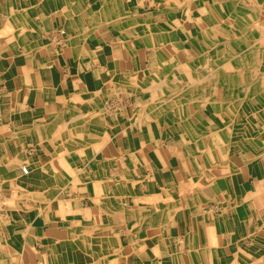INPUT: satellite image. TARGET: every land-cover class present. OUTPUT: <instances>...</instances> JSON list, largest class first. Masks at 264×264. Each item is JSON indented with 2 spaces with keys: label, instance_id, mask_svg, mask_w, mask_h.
<instances>
[{
  "label": "crops",
  "instance_id": "crops-1",
  "mask_svg": "<svg viewBox=\"0 0 264 264\" xmlns=\"http://www.w3.org/2000/svg\"><path fill=\"white\" fill-rule=\"evenodd\" d=\"M158 5L153 2L151 7ZM193 7L190 21L177 10L166 14L165 22L163 15H156L155 23L159 21L165 29L162 32L154 26L153 34L147 36L143 25L133 30L136 13L130 15L133 9L126 10L122 0H0V182L8 183L11 198L17 197L3 209L12 211L0 215V264H264V139L259 145L251 137L244 142L242 134L239 139L223 111L218 114L226 126L221 134H234L236 141L216 142L211 122L217 119L211 106L203 129V124L195 122L198 116H192L196 109L181 121L184 111L177 104L175 125L166 120L133 122L127 127L131 129L129 143L116 128L111 132L115 138L101 154L87 155V146H96L97 141L86 135L101 133L92 128V120L104 125L105 85L122 84L120 77L151 75L162 51L169 58L198 51L196 24L203 32L206 25ZM127 15L130 18L123 19ZM87 22L93 23L91 28ZM59 26L64 27L55 30ZM151 40L158 43H148ZM218 42L211 34L212 48ZM211 69L216 70L215 66ZM222 72L221 78L214 72L218 84L211 80V86H229L230 92L222 95L217 88L211 90L220 94L213 103H240L241 118L234 123L252 124L247 121L249 115L263 113L258 104L264 103V96L259 95L264 79H249L255 83L249 84L245 75L240 79L243 84L235 86L224 80L231 73ZM214 73L211 78L215 79ZM157 79L154 83L161 82L162 76ZM208 102L212 103L209 98ZM260 128L259 138L264 136V127ZM68 135L79 138L61 149L70 151L65 163L77 167L85 161L84 168L76 176L60 173L39 181L64 182L63 197L52 201L37 186L25 192L27 200L21 192L25 200L19 202L16 191L24 190L19 174L26 176L23 167L30 168L25 142L32 141L29 145L41 156V152H55ZM235 148L261 150L262 154L234 161L231 152ZM50 152L45 160L34 163L33 173L39 163L51 162L55 153ZM211 156L224 160L217 176L211 171L215 163L211 164ZM121 182L133 190L129 196L133 202L126 211L120 208ZM139 195H143L144 208L137 206ZM152 195V199L157 197L155 204ZM121 223L126 227L121 229Z\"/></svg>",
  "mask_w": 264,
  "mask_h": 264
},
{
  "label": "rangeland",
  "instance_id": "rangeland-1",
  "mask_svg": "<svg viewBox=\"0 0 264 264\" xmlns=\"http://www.w3.org/2000/svg\"><path fill=\"white\" fill-rule=\"evenodd\" d=\"M237 1L238 0H223V1L221 0L220 1L221 6L218 7L217 11H219V12L216 15L222 14V15H226L228 17H234L235 21L233 20V22L237 25V27H240V28H242V27L245 28L246 26L247 27L245 28L244 32H242L243 30H239L240 28L236 27V29H235V31H237L236 33L238 34V40L237 41H239L238 42L239 46H232L229 44H225L223 42H218L217 43V49H218L217 51L222 52V50L224 48H226L227 53H228L227 54L228 59H235V60L231 61L232 62L231 64L236 63L237 61L239 62V60H242V59L245 60V61H241V63L238 66L236 65V67H234V69H233L234 71L232 72V74L238 76L239 79L240 78L242 79V77H244L245 75L250 74L252 77L251 79L253 81L262 80L260 78H262V76H264V52H263L264 49L262 50L263 45H261V44H259L258 48H256L257 46L256 47H254V46L256 44V35L257 34H259L260 36L264 35V33L263 34L260 33V32L264 31V1H262V0H255V1L247 0V2L251 6H247V5L245 6L244 5L245 1L243 2V0H239L238 5H234V3ZM153 2H156V4H159V5H163L164 2L165 3L169 2L170 4H172V5H169L170 10H168V12H167L169 14H170V12L171 13L174 12L176 9L177 10L179 9L180 14H182L184 17H188V15H190L191 13L193 14V12H191V10H192L191 5H193L191 0H122V3H124L126 10L129 7H131L133 9L132 12L133 11L134 12L132 14L130 13V15L134 16V13H137V14L140 13V18H142V16H143V19L145 20L144 23L147 25L151 24L149 22H146V20L148 18L147 17L148 14L150 12L149 10L152 8L151 4ZM260 4H262L263 7ZM218 5L219 4H217V6ZM165 6H166V4H165ZM162 7H163L162 10L166 11L168 9L164 6H162ZM171 10H173V11H171ZM247 12H248V14H247ZM195 14H196V16H200V13H198L197 11L195 12ZM130 15L129 16L127 15V17H123V19L124 18H126V19L130 18ZM92 24L93 23H91V22H87V24H85V25L87 26V28H91ZM126 24L127 23H125L124 25H126ZM60 27H64V26H59V28L57 27V28H55V30L60 29ZM140 27H142V26H140ZM207 27H209V26L206 25V28H204V29H205L206 33L210 34V31L207 29ZM239 32H242V33H239ZM246 34H247V37H245ZM243 35H245V36H243ZM239 37L241 38L240 40H239ZM207 38H208L209 44H211V37H207ZM205 41H207V40H205ZM197 47H198V49H197L198 51L195 52L197 56H193L191 53L186 52V51H185V56H184V52H183V55H181L182 53H180L177 56H175V55L172 56V58H170V60L168 62V70L159 69L160 64H156L152 67V69L150 71L151 75H154L155 72L159 71V74H161L162 77H163V74H168L171 76L172 86L164 87V89H163L164 91L162 89L157 90V89H155V87H151L150 89H146V88H148L147 86H151L154 83V79L151 77H150V82L148 81V79H149L148 76L144 77L142 79H139L137 76L136 77L125 76L123 78L120 77L119 80L124 79L122 81L123 82L122 84L120 82V85H112V87H108L106 85L104 86V89H103L104 100H103V104L101 103V105H102L101 113L103 114L101 116L102 120H103L102 123L104 122L103 127L100 126V125H102L100 123L101 122L100 120L99 121L98 120L97 121L92 120L93 121L92 122V128L95 129L96 131H100L104 135L102 137V139H99L98 141L99 142H106L107 141V143H103L105 145H103L101 147L102 149H105L104 147H107L109 145V143H111L112 139L115 138L114 134H111V132H113V130L116 128L121 129V130L125 128V134L127 133L129 138H130V134L128 132H130L131 129L128 130V128H129L130 124L133 123V121L134 122H138V121L149 122L152 120V123H155L154 122L155 120L157 122H159L160 120H162V121L166 120L171 126L175 125L176 117L174 115H175L176 111L179 110V108L175 109V106H177V103L180 104V105L178 104L179 106L183 107V111H184V116L182 115L181 121H186L187 119H189V118H187L188 115L191 112H193V111H190V113H186L187 112L186 108L190 106L189 101H186L187 98H189V100L194 99V98L198 99V100L201 99V101L196 102L195 107L197 108L196 109L197 113L193 112L192 116L197 115L199 120L197 119V120H195V122L199 123V124H203V125H201V128H203V129L207 128L206 123H207L208 119H207L206 115L208 114L209 110L211 111L212 105L209 104V102L205 101L206 99L204 98V96H205L206 92H207V96H208L207 100H208V98L211 99V90L214 91L217 88V90H220V92H221L220 94H222V93H225V91H227L226 93L230 92V87L228 86L226 88H223L219 85L211 86V80H214L215 84H218L217 80L223 76L224 72L218 71V70H212V69H211V71L208 70V68L205 67L206 66V62L204 59L205 54L202 51V46H201L200 42L197 44ZM221 47H223V48H221ZM229 48L231 49V51H229L230 50ZM179 56H180V58H178ZM182 56L184 57L183 59H182ZM258 66H262V68L259 71H257ZM211 68H214V65L212 63H211ZM215 68H216V65H215ZM237 68H239V69H237ZM246 69L249 71H247ZM170 72H171V74H170ZM210 72L212 74L214 72H216L217 74H220L219 78H216V77H215V79H214V77L211 78ZM203 74H205V75L203 76ZM173 78H174L175 82L173 81ZM195 78L197 80H199V79H201V80L203 79V80L202 81L200 80L201 82L200 81L194 82L195 83L194 84L192 81ZM204 79L206 80V82ZM157 80H159V79H157ZM151 82H153V83H151ZM248 82H249V84L252 83V81H250V80ZM197 84H199V85H197ZM252 84H255V83H252ZM153 85L155 86V83ZM190 87H191V89H190ZM261 89H263V91H262V93L260 92L259 95L262 97V95L264 96V83H263V87L261 86ZM231 92H233V93L235 92V89H233L232 86H231ZM203 93H205V94H203ZM151 94L152 95L154 94V95L152 96ZM229 95H226L225 97L229 98ZM154 96H156V98H157L156 102L152 101L153 100L152 97H154ZM202 98L205 100H203ZM258 105H259L258 108L260 106L263 107V113H261V111H258V113H256V114H252V115L250 114L249 118H247V121H250L254 125V126L252 125L253 126V129L251 130L252 133H249V134L251 135L252 140L254 142H257V144L259 145V142H261L264 139V136H261V138H259V135L257 133L259 131V127H261V128H262V126L264 127V103L260 102ZM210 106H211V109H209ZM202 107H203V109H202ZM180 109L182 110V108H180ZM259 110H260V108H259ZM214 116L215 115L212 114V117H214ZM203 117H206L205 120ZM214 118H216L217 121H219V123L223 126V117H221V116L218 117V115H216ZM188 122L191 123V120H188ZM96 124L97 125L100 124V125H98L99 126L98 128L94 127V125H96ZM190 125H192V123ZM188 126L189 125L187 123L186 127H188ZM134 134H136V132ZM250 135L249 136L247 135L246 137L244 136L242 138L243 141L245 139H247L250 142V139H251ZM257 137L260 139V141H256L255 138H257ZM63 138H64L63 142H61V145H58V147H56L55 152L46 151L45 153H47V154H45L44 152H41L42 153V154H40L41 156H38L39 152H37L35 150V148H33V146H31L32 145L31 143H33L32 141L25 142V145H24V147H25L24 155L26 154L25 160L27 161L26 164H28L30 166L32 172H33V170H36V168H37L34 163H37L40 160H45L47 158L49 152L51 154H52V152L55 153V155H53L55 157H53V156H52L53 158L50 157V160L53 159L54 162H58V158L60 156L63 159L60 158L59 160H62V161L65 160L66 152L70 153V151H69V149L67 151H62L63 152V154H62L61 149L63 148V146H65V147L71 146L72 144H71L70 140L79 138V135H68L67 137L65 136ZM226 138H228V140L232 141V142L237 140V138H235L234 134H232L231 136L226 135V137H225V135L221 134V135L217 136L216 142H221V143L225 142V141H227ZM29 144H31V145H29ZM48 144H50V147H51V143H48ZM236 148L232 149V152H231L232 156L235 157L233 159L234 161L240 160L241 156L246 159L247 157L248 158H256L257 156L262 154L261 150H254L253 149V150H248V151L243 152V151L238 150ZM95 150L96 149L94 147L89 146L88 151H87V155L88 156L91 155L89 157H92L95 153ZM204 153L207 154V152H204ZM60 154H62L63 156ZM83 155H86V154H83ZM86 157L84 158V160H86ZM223 161L224 160L218 159V158H216V160H215L214 157L211 156V164L215 162L211 166V171H213V172L215 171V174H214L215 176H217V174H218V172H216V171H223V168L221 167V164L223 163ZM65 162L66 161L62 162L64 164L62 167H60V170L62 171L61 175H66L68 178L71 176H76L77 172L79 170L83 169L85 166V164H84L85 161H83L82 166H79L80 164H78L77 167L67 165ZM88 165H89L88 168L91 169V164H88ZM96 168L97 167H95V171L98 173L99 170H98V168L97 169ZM207 168L209 169V167H207ZM106 173L107 172H105V174ZM99 174H100V172H99ZM19 175H20V179H21V185L23 187L31 186V188H32V187L39 186L40 187L39 191L42 193L45 192L46 197L48 199H52V201H53L55 196H59L62 198L64 195V191H65L64 182H59V181L51 182V183H49V182L48 183L47 182H43V183L35 182L36 183L35 184L32 181V178H31L32 175L31 176H28V175L23 176L22 174H19ZM193 175H195V174H193ZM101 176H103V175H101ZM107 176H108V174H107ZM0 179H1V177H0ZM106 180H108V177L106 178ZM0 185H2L1 188L3 189V194H6V196H8L6 199H7V201H9V198H10L9 194H13V191H9V185H8V183L4 182V180H3V183L0 182ZM66 185L70 186V182H68V184H66ZM136 185H138V183ZM192 185L195 186V184H192ZM192 185H191V187H192ZM27 188H29L27 190V192H30V187H27ZM130 188L132 190V187H130ZM34 190H35V188H34ZM131 190L127 186L123 185V187H122V183H121V196H122V198L120 199V205L121 206L124 205V207H125V204L129 205L130 202L131 203L133 202L132 198H129V196L132 195ZM16 192H18V196H19L18 201L20 202V200L23 199L20 195L22 191L19 189ZM49 192H50V194H48ZM139 196L140 197H138L137 201H136L137 206H139V207L141 206V208H144V206H145L144 202L145 201H144V198L142 197L143 195H139ZM6 199L4 198L3 200L0 201V203L3 201L0 204V212H2V210L5 207H8V206L10 207L13 204V202L8 203L6 201ZM10 200L12 201V199H10ZM13 201H15V199H13ZM157 206H159V204ZM125 208H121V210L126 211ZM10 211H12V210H3L1 216H7ZM141 217H142V215H141ZM122 218L123 217H121V219ZM109 221H111V218L109 219ZM122 227H126V225L124 223H122L121 229H123ZM122 231H125V229ZM120 233H123V232H120ZM124 234L128 235V232L127 233L124 232Z\"/></svg>",
  "mask_w": 264,
  "mask_h": 264
},
{
  "label": "bare ground",
  "instance_id": "bare-ground-1",
  "mask_svg": "<svg viewBox=\"0 0 264 264\" xmlns=\"http://www.w3.org/2000/svg\"><path fill=\"white\" fill-rule=\"evenodd\" d=\"M192 1V3H193V5H196V9L197 10H199L200 11V13L203 15V18H201L200 19V22L201 21H203L204 20V22H205V25H207V26H209V27H207V29L210 31V34H208V33H206V31L205 32H203V30H202V27L200 26V25H198V23L196 24V27H197V30H198V33H200V35H199V42H200V44H201V46H202V51L204 52V54H205V56H204V59H205V62H206V68H208V70H210L211 71V63H214V66L216 65V70H218V71H225L226 73H231L230 75H228V77H226V79H224L225 81H228L229 80V82H230V84H231V81H232V83H234L235 84V86H241L243 83L241 82V78L239 79V77L238 76H236V75H233L232 74V72L234 71L233 69H234V67H236V65L238 66L240 63H241V61H245L244 59H242V60H239V62L237 61L236 63H233V64H231L232 62L231 61H233V60H235V59H228V56H227V50H226V48H224L223 50H222V52H220V51H217L218 49H217V46H215V48H212V46H211V44H209V41H208V38L207 37H211V34H212V36L214 37V40L216 41V40H219L220 42H223V43H225V41L226 40H228L229 42H230V45H232V46H239L238 44V42L239 41H237L238 40V34L236 33L237 31H235V29H236V27H237V25L233 22V20L235 19L234 17H228V16H226V15H222V14H220V15H216V14H218V12L219 11H217L218 10V7L219 6H221V0L217 3V4H219L218 6H217V4L215 3V4H213L212 3V0H191ZM245 1V2H244ZM251 1H254V0H251ZM262 1H264V0H262ZM179 2V1H178ZM195 2V3H194ZM238 3H239V0L237 1ZM237 2H235V3H237ZM243 2L245 3H243L245 6L247 5V6H251L246 0H243ZM165 3V2H164ZM166 4V6L163 4V5H158L157 7H155V6H153L149 11V14H148V18H147V20H146V22H151L153 25H151V26H149V25H147V24H145L144 22H145V20L143 19V16H142V18H140V13H136L135 14V16L133 17V19L135 20L134 22H132L131 24H132V26H133V30H135V31H138L137 29L138 28H136L138 25L140 26V25H143V29L142 30H144V32L145 33H143L144 35H147V36H151L153 33L151 32V31H153V29H154V26H157V29L158 30H160V31H164V29H163V26L161 27L160 25H159V21H156L157 23H155V16L156 15H159V14H161V15H163V21L165 22V20H166V18H164L166 15L165 14H168L167 12H168V10H170V6L169 5H172V4H170L169 2H166L165 3ZM223 4V3H222ZM193 5H191L192 6V10H191V12H193V9H194V7H193ZM198 5V6H197ZM162 6H164V7H166V8H168L166 11L165 10H162ZM179 7V6H178ZM203 7V8H202ZM235 7V6H234ZM177 10V9H176ZM189 10V9H188ZM233 10V9H232ZM171 11H173V10H171ZM177 11H179V9L177 10ZM190 11V10H189ZM147 13V12H146ZM163 13V14H162ZM254 13V12H253ZM247 14H248V12H247ZM191 15V14H190ZM205 15V16H204ZM251 17V16H250ZM145 18V17H144ZM200 18V17H199ZM238 18V17H237ZM185 19H187L188 21H190L192 18L189 16V17H185ZM235 21V20H234ZM192 22V21H191ZM239 23V22H238ZM257 23V22H256ZM170 25V24H169ZM257 25V24H256ZM159 26V27H158ZM243 26V25H242ZM247 27V26H246ZM245 27V28H246ZM237 28H240V27H237ZM245 28H240L239 30H243L242 32H244L245 31ZM255 28V27H254ZM188 31V30H187ZM261 31V30H260ZM242 32H239V33H242ZM189 33H190V31H189ZM261 34H263L264 33V31L263 32H260ZM186 35H187V33H186ZM192 36V35H191ZM243 36H245V35H243ZM173 37V36H172ZM245 37H247V34H246V36ZM252 37V36H251ZM136 38V37H135ZM146 38H148V37H146ZM207 38V39H206ZM241 38L239 37V40H240ZM254 39V38H253ZM161 40V39H160ZM205 40H207V41H205ZM155 41H156V43H155ZM151 40V41H148V43H150V44H157L158 43V41L157 40ZM198 42V41H197ZM259 44H261V45H263V48H262V50L264 49V35L263 36H260L259 34H257L256 35V44H255V46L254 47H256V48H258V46H259ZM249 45V44H248ZM253 47V46H252ZM253 47V48H254ZM221 48H223V47H221ZM248 48V47H247ZM191 49V48H190ZM230 49V48H229ZM258 50V49H257ZM229 51H231V49L229 50ZM186 52H189V53H191L193 56H197L196 55V53H195V51H193V50H187ZM214 52V56H212L213 53ZM264 52V51H263ZM240 53V52H239ZM198 54V53H197ZM182 55H183V53H182ZM184 56H185V52H184ZM253 56V55H252ZM251 56V57H252ZM212 57V58H211ZM214 57V58H213ZM235 57V56H234ZM170 58H172V56L170 57ZM170 58L168 57V55L167 54H165L163 51L160 53V56H159V61H160V69H164V70H168V62H169V60H170ZM178 58H180V56L178 57ZM184 58V57H183ZM182 58V59H183ZM203 58V57H202ZM230 58V57H229ZM242 58V57H241ZM172 61V60H171ZM189 61V60H188ZM251 63V62H250ZM197 64V63H196ZM205 64V63H204ZM244 64V63H243ZM258 64V63H257ZM187 65V64H186ZM245 65V64H244ZM183 66V65H182ZM180 67V66H179ZM199 67V66H198ZM204 67V66H203ZM204 67V68H205ZM177 68V67H176ZM181 68V67H180ZM259 68H260V66H258V69H257V71H259ZM237 69H239V68H237ZM241 70V69H240ZM247 70V69H246ZM252 70V69H251ZM204 71V70H203ZM247 71H249V70H247ZM246 71V72H247ZM172 72V71H171ZM171 72H170V74H171ZM201 72V71H200ZM208 72V71H207ZM211 73V72H210ZM215 74V77L217 76V74L216 73H214ZM205 74H203V76H204ZM208 76V75H207ZM148 77H149V79H148V81L150 82V77L151 78H153L154 80L155 79H160V77H159V72H155L154 73V75H153V77H152V75H150V74H148ZM175 77V76H174ZM242 77V76H241ZM246 77V79H250L251 80V75H247V76H245ZM245 77H244V79H245ZM209 78V77H208ZM196 79V78H195ZM193 80L192 82L194 83V82H197V81H200L201 79H199V80ZM243 79V78H242ZM260 79H264V76H262V78H260ZM190 80V79H189ZM203 80V79H202ZM201 80V81H202ZM205 80V79H204ZM173 81H174V78H173ZM191 81V80H190ZM200 81V82H201ZM245 81V80H244ZM243 81V82H244ZM261 81V80H260ZM259 80L257 81V82H260ZM175 82V81H174ZM186 82V81H185ZM205 82H206V80H205ZM146 83V82H145ZM151 83H153V82H151ZM242 83V84H241ZM154 84V83H153ZM151 85V86H147L148 88H146V89H150L151 87H155V89H159V90H163L164 89V87H170V86H172V79H171V76L170 75H168V74H163V77H162V80H161V82H159V83H157V82H155V86L154 85ZM175 84V83H174ZM195 84V83H194ZM197 85H199V84H197ZM206 85V84H205ZM225 85V84H224ZM201 86V85H200ZM233 86V85H232ZM179 88V87H178ZM181 88V87H180ZM145 89V90H146ZM188 89V88H187ZM190 89H191V87H190ZM238 89H240L241 90V88L239 87ZM144 90V89H143ZM153 90V89H152ZM164 91V90H163ZM186 91V90H185ZM206 91V90H205ZM209 91V90H208ZM175 92V91H174ZM173 92V93H174ZM178 92V91H177ZM193 92V91H192ZM179 93V92H178ZM240 92L238 91L237 92V94H239ZM155 94V93H154ZM153 94V95H154ZM157 94V93H156ZM184 94V93H183ZM190 94V93H189ZM203 94H205V93H203ZM152 95V94H151ZM152 95V96H153ZM181 95V94H180ZM157 96V95H156ZM156 96H154V97H152L153 98V100L152 101H155L156 102ZM160 96V95H159ZM158 96V97H159ZM204 96V95H203ZM218 96V98H220V94L218 95V93L216 92V93H213V92H211V104H212V108H213V111H214V113H215V115H218L219 113H220V111H223L225 114H224V116L226 117V119H227V121L229 122V121H231V123H233V125L235 126L234 127V132H237L236 134L238 135V138L241 136V134L242 135H244L245 137L248 135H250L249 133L251 132V130L253 129V126H252V124H249V123H247V124H245V126L243 125V123H239L238 121H239V119L238 118H241V116L239 115V113L240 112H242V110L243 109H241V107H240V103L239 104H232V105H229V104H226L225 106H223V104L222 103H220V102H215V103H213L215 100H216V97ZM174 97V96H173ZM177 97V96H176ZM192 97V96H191ZM207 92H206V94H205V96H204V98L206 99H203V100H205L206 102H208V100H207ZM178 99V98H177ZM164 100V99H163ZM158 101V100H157ZM174 101V100H173ZM186 101H189V103H190V106L189 107H187L186 108V111H187V113H190V111H195V109H197L196 107H195V104H196V102L197 101H201V99H191V100H189V98H187L186 99ZM150 102V101H149ZM175 103V102H174ZM140 104V103H139ZM177 104H179V103H177ZM247 104H249V101H248V103ZM142 105V104H141ZM143 106V105H142ZM155 106V105H154ZM155 108V107H154ZM153 108V109H154ZM152 109V110H153ZM175 109H176V106H175ZM202 109H203V107H202ZM158 110V109H157ZM253 112H255V110L253 111ZM120 115V114H119ZM143 117V116H142ZM238 120L237 122H235L234 123V121L235 120ZM134 122V121H133ZM150 122V121H149ZM223 122H224V120H223ZM138 123L140 124L141 122L140 121H138ZM134 124H135V122H134ZM191 124V123H190ZM189 125V124H188ZM189 128H190V132L192 131V125H189L188 126ZM223 127H226L225 125H224V123H223V126L219 123L218 124V122L217 121H212L211 122V131H213V132H215V134L213 135V136H219V135H221V133H222V131H221V128H223ZM119 132V136H124V138H125V140H126V143H129V140H130V138H129V136H128V134L126 133L125 134V129H122L121 131H118ZM99 134V135H98ZM211 134V133H210ZM104 135L102 134V133H92V134H87L86 135V137L87 138H93L94 137V139L97 141V144H96V146L94 145H92V144H90L89 146L90 147H94L96 150H95V152H97L98 151V155L99 154H101L100 152V150L102 149L101 147L103 146V145H105V144H103V143H107V141L106 142H99L98 140L99 139H102V137H103ZM204 137H205V135H204ZM208 137H210V136H208ZM225 137H226V135H225ZM250 137H251V135H250ZM107 138V137H106ZM205 139V138H204ZM240 139V138H239ZM207 140V139H206ZM222 145H224V144H222ZM89 146H87V147H89ZM88 150V149H87ZM63 151V150H62ZM61 151V152H62ZM65 151V150H64ZM79 152V151H78ZM59 154V153H58ZM62 154H63V152H62ZM62 154H60V155H62ZM81 154V153H80ZM59 155V156H60ZM63 156V155H62ZM58 157V156H57ZM95 157H97V156H95ZM95 157L92 159V160H96L95 159ZM60 158H62L61 156L58 158V162H54L53 161V159L51 160V162H49V163H47V165L46 166H43V165H41L40 163H39V167H38V169H37V171L36 172H31L30 171V168H28L27 166H24L23 167V173H24V175H29V174H31L32 175V177L31 178H33V180H35V182H37V183H39V181H41V180H43V178H50V177H58V176H60V173H61V171H60V167H62L63 166V164L64 163H62V162H64V161H62V160H59ZM63 159V158H62ZM100 164V163H99ZM99 166H101V165H99ZM102 169H103V167H102ZM103 171H105V170H103ZM80 173H82V171H80ZM86 173H87V171H86ZM72 174V173H71ZM191 177V176H190ZM47 182V181H46ZM49 182V181H48ZM55 182V181H54ZM134 182V181H133ZM191 182V181H190ZM122 183V182H121ZM36 184V183H35ZM17 186V185H16ZM73 186V185H72ZM20 187V186H19ZM27 187H30L31 188V186H25V187H23V189L24 190H21L22 192H23V195H22V197H24L26 200H27V196H29V195H27L25 192H27ZM97 187H99V185L97 186ZM110 188V187H109ZM12 189V188H11ZM14 189V188H13ZM5 190V189H4ZM16 190V189H15ZM46 190V189H45ZM63 191V190H62ZM105 191V190H104ZM37 192V191H36ZM154 192V191H153ZM8 193V192H7ZM31 193V192H30ZM99 193V192H98ZM42 195V194H41ZM116 195V194H115ZM157 196V195H156ZM8 197V196H7ZM6 197V198H7ZM57 197V196H56ZM150 197V196H149ZM149 197H148V199H149ZM5 198V199H6ZM11 198V197H10ZM13 199L14 198H16V196L15 197H12ZM11 198V199H12ZM21 198V197H20ZM153 198V195L151 196V202L153 201L154 202V204H155V201H156V198L157 197H155L154 196V198L155 199H152ZM160 198V197H159ZM158 198V199H159ZM25 199H22V200H20V202H24V200ZM142 200V199H141ZM160 200V199H159ZM5 201V200H4ZM6 201H7V199H6ZM5 201V202H6ZM11 200L9 199V201H7L8 203H14V201L12 200L11 202H10ZM147 202H150V200L148 201V200H146ZM158 201V200H157ZM3 202V201H2ZM1 202V203H2ZM0 203V204H1ZM125 203V202H124ZM5 204V203H4ZM25 205V204H24ZM58 205H60V204H58ZM62 205V204H61ZM162 205V204H161ZM6 206V205H5ZM8 206V205H7ZM65 206V205H64ZM155 207V206H154ZM59 208V207H58ZM57 208V209H58ZM120 208H125L124 207V205H122V206H120ZM126 208L127 209H129V205L128 204H126ZM140 208H141V206H140ZM134 208H132V210H133ZM139 209V208H138ZM61 210V209H60ZM130 210V209H129ZM156 210V209H155ZM2 212H3V210H2ZM2 212H0V215L2 214ZM26 213H28V212H26ZM96 218V217H95ZM128 218V217H127ZM82 220H84V219H82ZM95 220V219H94ZM80 221V220H79ZM96 221V220H95ZM85 222V221H84ZM98 223V222H97ZM122 224V223H121ZM82 234V233H81ZM78 235H79V233H78ZM91 235V234H90Z\"/></svg>",
  "mask_w": 264,
  "mask_h": 264
},
{
  "label": "built area",
  "instance_id": "built-area-1",
  "mask_svg": "<svg viewBox=\"0 0 264 264\" xmlns=\"http://www.w3.org/2000/svg\"><path fill=\"white\" fill-rule=\"evenodd\" d=\"M2 185H0V201L4 199L3 189L1 188Z\"/></svg>",
  "mask_w": 264,
  "mask_h": 264
}]
</instances>
